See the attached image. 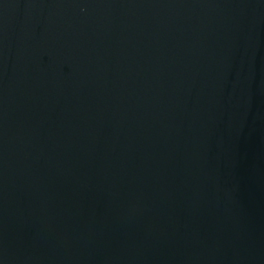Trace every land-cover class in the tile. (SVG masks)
<instances>
[{"label":"water","instance_id":"obj_1","mask_svg":"<svg viewBox=\"0 0 264 264\" xmlns=\"http://www.w3.org/2000/svg\"><path fill=\"white\" fill-rule=\"evenodd\" d=\"M0 264H264V0H0Z\"/></svg>","mask_w":264,"mask_h":264}]
</instances>
